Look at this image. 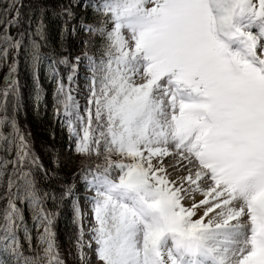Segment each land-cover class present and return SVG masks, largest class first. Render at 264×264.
I'll return each instance as SVG.
<instances>
[{
    "label": "snow or ice",
    "instance_id": "snow-or-ice-1",
    "mask_svg": "<svg viewBox=\"0 0 264 264\" xmlns=\"http://www.w3.org/2000/svg\"><path fill=\"white\" fill-rule=\"evenodd\" d=\"M0 69V264H264V0H0Z\"/></svg>",
    "mask_w": 264,
    "mask_h": 264
},
{
    "label": "trees",
    "instance_id": "trees-1",
    "mask_svg": "<svg viewBox=\"0 0 264 264\" xmlns=\"http://www.w3.org/2000/svg\"><path fill=\"white\" fill-rule=\"evenodd\" d=\"M42 82H43L45 93H46L45 99L49 104L48 112L44 113L43 111H41V114L37 116L34 114L32 107L28 102L26 105V110H27V116H28L27 117L28 123L30 126L31 139L35 143L34 147L35 149L43 150L44 152V149L46 147H51L54 145L56 148L61 145H64L66 138L60 132L58 125L53 122L52 117H51V86L48 85L46 81H43V77H42ZM21 83L26 85V87L23 90L27 97L28 86H30L31 80L29 77H27V75L23 72V70L21 71ZM20 125L23 128L21 117H20ZM53 131L56 133L55 141L51 139V135H50L51 132ZM43 155H44L43 161L45 165L49 166V157L46 154H43ZM73 162H74L73 169H76L78 160L73 159ZM62 174L66 175L63 171H62ZM69 218L70 216L67 214L66 211H64V213L61 215V218L58 224V231L61 233V236L62 238H64L65 241H68V237L70 234L69 225H68Z\"/></svg>",
    "mask_w": 264,
    "mask_h": 264
},
{
    "label": "rangeland",
    "instance_id": "rangeland-1",
    "mask_svg": "<svg viewBox=\"0 0 264 264\" xmlns=\"http://www.w3.org/2000/svg\"><path fill=\"white\" fill-rule=\"evenodd\" d=\"M6 71V69H0V80H2L3 74ZM81 88H82V83H81ZM23 92V99L25 102V108L21 114V118H22V126L24 128V131L26 133H29L31 135L30 132V126L28 123V116H27V112H26V105H27V97L24 93V90H22ZM77 99L81 101V103H83V91H81L80 95L77 96ZM33 146H35L34 141L32 140ZM35 149V147H34ZM56 149H58V155H57V162L60 164L61 166V171H63L66 175L65 176H70L72 174V172L75 170L73 169V159L70 158L69 156V150L66 147L63 148H58L56 147ZM36 153L38 156L41 157V159L43 160V154H46L45 151L43 152V150H38L35 149ZM78 158V159H77ZM74 160H79V157H75L74 156ZM47 166V165H46ZM187 203V202H186ZM67 212V214L70 216L69 220H68V225H69V231L71 232V226H70V219H71V212L68 210H65ZM61 218V217H60ZM60 219L58 220V224H59ZM57 239L59 242V246H60V252H61V258L65 259L66 264H80L79 259L77 257H75V255L73 254L71 257H69L68 253L70 251L74 250L72 249L71 243L68 239V241H65L64 238H62L61 233L58 231V225H57Z\"/></svg>",
    "mask_w": 264,
    "mask_h": 264
},
{
    "label": "bare ground",
    "instance_id": "bare-ground-1",
    "mask_svg": "<svg viewBox=\"0 0 264 264\" xmlns=\"http://www.w3.org/2000/svg\"><path fill=\"white\" fill-rule=\"evenodd\" d=\"M186 203V202H185Z\"/></svg>",
    "mask_w": 264,
    "mask_h": 264
}]
</instances>
